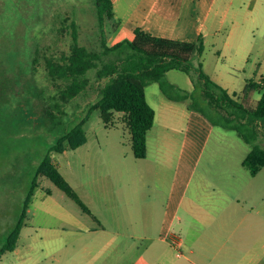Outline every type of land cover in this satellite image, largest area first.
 <instances>
[{
    "label": "rangeland",
    "instance_id": "rangeland-1",
    "mask_svg": "<svg viewBox=\"0 0 264 264\" xmlns=\"http://www.w3.org/2000/svg\"><path fill=\"white\" fill-rule=\"evenodd\" d=\"M95 2L0 0V27L19 34L31 52L26 81L12 72L0 79V250L24 210L28 189L37 182L17 247L5 251L0 264H151L142 252L143 240L138 237L145 232L140 222L144 218L141 207L149 200L180 202L188 193L199 203L192 206L200 215L212 217L216 216L212 209L202 210L206 205L202 195L210 191L213 205L218 208L226 189L241 199L242 209L233 225L244 238L228 250L225 264H264V166L257 175L251 174L243 160L252 146L235 130L210 126L197 116L173 114L163 102L167 100L158 82L146 88L147 98L157 112L148 132L146 157L134 155L132 134L122 114L117 113L114 124L107 126L99 109L90 113L84 125L88 141L85 146L51 152L91 212L50 178L37 175L40 161L57 137L71 128L100 94L102 81L91 70L86 90L65 102L59 96L61 80L53 79L46 66L47 55L60 57L70 52L72 35L68 24L72 20L79 25L81 44L93 50L101 48ZM229 25L228 21L221 33L208 34L203 53L197 54L193 63L202 64L216 81L240 93L246 79L254 76L255 65L250 62L244 70L234 50L226 57L218 53ZM257 36L260 43L255 54L264 52V36L260 32ZM33 58L37 61L33 62ZM260 77L254 76L255 81ZM167 78L182 88H194V77L181 70H170ZM29 81L32 91L27 86ZM263 89L252 93V105L260 100ZM182 101L189 106L190 98ZM260 142L264 144V135ZM126 169L145 174L132 192L126 188ZM127 193L132 196L124 207ZM185 209L191 210L187 205ZM127 211L130 221L125 219ZM187 211L181 216L194 217ZM179 224L169 216L160 228L152 224V229L147 230L161 229L165 237L171 231L178 245L179 239L189 243L197 229H180ZM99 226H105L108 232ZM96 228L102 231L100 235ZM111 234H119L116 244L102 250ZM129 234L136 237L129 238ZM179 247L177 250L191 256L194 264H222L215 250H207L199 242L193 253Z\"/></svg>",
    "mask_w": 264,
    "mask_h": 264
},
{
    "label": "trees",
    "instance_id": "trees-1",
    "mask_svg": "<svg viewBox=\"0 0 264 264\" xmlns=\"http://www.w3.org/2000/svg\"><path fill=\"white\" fill-rule=\"evenodd\" d=\"M95 1L101 48L93 50L81 44L79 25L72 20L68 24L72 35L70 52L63 53L60 57L55 54L47 55L46 66L53 79L61 80L63 86L59 96L65 102L86 90L91 82V70H95V77L102 81L100 94L90 104L87 112L57 137L40 161L37 175L50 178L85 211L91 212L61 172L51 152H62L68 147L75 150L82 146L87 141L84 125L90 113L99 109L107 126L114 124L112 120L117 113L122 114L132 134L134 155L137 158L146 157L148 132L156 118V110L150 104L146 93V87L152 82H158L161 91L171 100L182 101L190 98L188 107L201 113L214 126L235 130L252 146L243 164L252 175L258 173L264 166V144L260 142L264 135V89L255 105L250 100L253 92L264 88V83L248 80L241 93L231 94L203 69L202 64L195 66L193 63L194 57L202 54L205 49L203 36L196 41H185L156 36L136 27L132 39L110 45L104 25L106 17L113 13V1ZM30 53L19 34L7 29L0 30V79L12 72L26 81ZM32 61L37 60L33 58ZM173 69L193 76L194 88L189 90L170 82L167 73ZM27 86L30 91L33 90L30 81ZM36 186L37 182H34L28 189L24 210L7 234L0 250V258L5 251H13L17 247L30 198Z\"/></svg>",
    "mask_w": 264,
    "mask_h": 264
},
{
    "label": "crops",
    "instance_id": "crops-1",
    "mask_svg": "<svg viewBox=\"0 0 264 264\" xmlns=\"http://www.w3.org/2000/svg\"><path fill=\"white\" fill-rule=\"evenodd\" d=\"M112 1L114 5L113 13L111 16L106 17L105 25L108 43L110 45L124 39H132L136 27H141L146 32L156 36L185 41H196L200 36H203L205 43L208 34L223 32V26L229 21V28L224 32L225 36L222 39L223 44L221 49L218 50V53L226 57L231 55L234 50L235 58L241 65L240 67L245 70L248 63H253L255 66L252 68V74H254V76H261L260 81L256 82L264 83V52L255 54L254 50L260 43V39L257 36L258 33L260 32L262 36H264V0ZM261 42L264 46V41ZM208 74L215 80L212 74ZM254 76L247 78L246 83L248 80L255 81ZM224 87L231 94H239L238 90L229 86V84L224 85ZM163 97H165L164 100H167L163 102L173 114L180 112L184 117L188 116L189 118L197 116L207 122L208 125L214 126L201 113L190 109L183 101L171 100L166 97L164 93ZM87 142L88 141L82 146H85ZM126 175L128 177L126 188H128L129 192L136 189V183L138 181L143 182L145 176V174H139L138 170L132 169H126ZM207 193V196L202 195L204 199L203 204H206L203 206L202 210H209L210 212L212 209L214 211L213 214L216 216H201L198 208L192 206H197L199 203L194 202L192 200V194L188 196V193L183 195V200L180 202H154L153 200H149L143 205L144 207H141L140 212L143 214L142 216L144 218H140V222L144 224L145 232L139 234L138 237L143 240L141 249L145 258H147L151 264H194L195 260L191 256H185L183 253L180 255L177 249L178 246H180L181 249H186V251L193 253L195 249L194 245L198 242L201 247L207 250H215V255H219V261L225 264V257L228 250H232L234 246L244 238L241 233L237 232L233 225V221L236 219L235 217L239 216V214H237L238 210L242 209L241 199L232 190L226 189V191H223V197L221 198V202L217 205V208L214 206L215 201L212 202L211 192L208 191ZM130 196H132V193L124 195V207H127L126 204L129 203ZM186 205L191 209L190 211L185 209ZM183 211L184 213L185 211L193 213L194 217H182L181 214H183ZM161 213H163L164 216H161ZM169 216L180 222V229H189L191 226L197 229L195 231V236L193 237V235H191L192 239L189 240V243H185L183 239H179L180 245H178L176 237L171 231H168L165 237L161 229H159L158 232H150L147 230L149 228L152 229V224L160 228ZM125 219L128 221L131 219L128 211L126 212ZM99 228H101L102 231L108 230L105 226H99ZM99 228H96L98 231H95L97 235H100L102 232L99 231ZM83 229L84 228H79L81 231H83ZM135 235L136 234H129L128 237L135 238ZM118 236L119 234H111L109 239L102 245L101 249L113 248ZM255 239L256 237L253 240ZM180 258H186L187 262Z\"/></svg>",
    "mask_w": 264,
    "mask_h": 264
},
{
    "label": "built area",
    "instance_id": "built-area-1",
    "mask_svg": "<svg viewBox=\"0 0 264 264\" xmlns=\"http://www.w3.org/2000/svg\"><path fill=\"white\" fill-rule=\"evenodd\" d=\"M180 248V247H179ZM178 253L181 255L182 254V252L181 251H178Z\"/></svg>",
    "mask_w": 264,
    "mask_h": 264
}]
</instances>
